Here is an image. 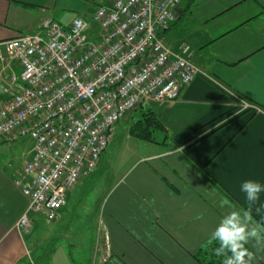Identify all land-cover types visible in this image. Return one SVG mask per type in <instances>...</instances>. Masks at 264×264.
Here are the masks:
<instances>
[{"label": "crops", "instance_id": "0c3cea01", "mask_svg": "<svg viewBox=\"0 0 264 264\" xmlns=\"http://www.w3.org/2000/svg\"><path fill=\"white\" fill-rule=\"evenodd\" d=\"M111 1L0 0V43L35 33L46 18L62 26L74 18L87 22L89 5L93 14ZM176 19L164 43L172 51L188 43L204 76L175 102L156 106L161 141L139 140L146 153L101 183L97 170L107 147L90 183L86 177L72 188L56 220L34 215L28 233L16 229L28 200L14 180L33 143L21 150L19 140L27 137L0 141L8 143L0 147V264H198L192 256L228 211L208 193L215 189L247 210L241 183L264 184V0H185ZM13 74L16 65L0 63V108ZM244 103L252 109L242 112ZM76 199L83 212L90 202L93 213L97 206L90 229L84 215L77 221L73 214ZM251 214L264 225V192ZM246 247L255 253L253 264H264L255 241Z\"/></svg>", "mask_w": 264, "mask_h": 264}, {"label": "built area", "instance_id": "2783aa9c", "mask_svg": "<svg viewBox=\"0 0 264 264\" xmlns=\"http://www.w3.org/2000/svg\"><path fill=\"white\" fill-rule=\"evenodd\" d=\"M185 0H113L96 8L98 25L74 18L62 26L44 19L33 34L0 43V63L14 64L0 108V141L27 137L30 160L14 180L28 200L16 224L58 218L68 193L97 168L117 125L139 105L175 102L196 77L193 50H170L162 35ZM11 90V91H10ZM252 108L241 105V111Z\"/></svg>", "mask_w": 264, "mask_h": 264}, {"label": "clouds", "instance_id": "9594fccd", "mask_svg": "<svg viewBox=\"0 0 264 264\" xmlns=\"http://www.w3.org/2000/svg\"><path fill=\"white\" fill-rule=\"evenodd\" d=\"M240 191L245 195L247 210L237 209L215 189L208 193L220 207L228 209L208 240L209 245L213 242L218 243L214 254L223 257L222 264H253L255 253L246 247L252 241H255L257 251H264V247H261L264 245V225L254 223L251 214L253 206L260 200V194L264 192V184L255 180H245L240 185Z\"/></svg>", "mask_w": 264, "mask_h": 264}, {"label": "rangeland", "instance_id": "374dc122", "mask_svg": "<svg viewBox=\"0 0 264 264\" xmlns=\"http://www.w3.org/2000/svg\"><path fill=\"white\" fill-rule=\"evenodd\" d=\"M91 1V0H90ZM96 3L98 1H95ZM93 5H89L88 11L86 13L88 17V25L90 26V31L87 33V35L90 38H93L96 33L98 32V25L92 20L93 14L92 9ZM157 104H146L143 103L139 105L134 111H132L128 116L123 119L119 125L116 127L115 133L112 135L108 150L106 154L101 158V164L97 170L98 175H100V182L104 181H112L115 176L120 175L123 173L124 170H126L132 163H134L140 156L144 155L146 153V149L141 146L145 145L142 144L139 140L134 139L130 136L129 130L130 127H132L137 120H139L148 110L154 112ZM171 136V135H170ZM152 137L156 141H161V139L164 137L163 132H158L157 130L153 132ZM21 145L19 146V149L23 150L26 147H29L32 145V141L28 138H21L20 140ZM23 142V143H22ZM32 142V143H31ZM8 143L0 144V147L5 146ZM17 150V149H16ZM92 176V175H91ZM90 176V177H91ZM92 178H87L84 183H90L88 182ZM87 187L84 188V192ZM82 191V190H80ZM72 201V200H71ZM77 199L71 202L73 208V214L78 217H82V215L85 216V225L87 224L88 229L91 228L92 220L94 218L97 219V206L95 205L94 213L91 209V202L89 204L90 211H82L77 206L76 203ZM83 213V214H82ZM34 216V215H33ZM32 216V217H33ZM36 219L41 218L39 215H35ZM88 219V220H87ZM42 221V218H41ZM41 227V226H40ZM38 232V225L36 224V227L32 232L35 233Z\"/></svg>", "mask_w": 264, "mask_h": 264}, {"label": "trees", "instance_id": "16d2710c", "mask_svg": "<svg viewBox=\"0 0 264 264\" xmlns=\"http://www.w3.org/2000/svg\"><path fill=\"white\" fill-rule=\"evenodd\" d=\"M156 130L164 131L165 129L154 112L148 110L132 127H130L129 134L134 139L151 143L154 142L152 134ZM164 143L163 141L162 145ZM172 148L171 146L170 149ZM216 247H218L217 242H213L209 245L207 241L192 257L198 264H222L223 257H217L214 254V249Z\"/></svg>", "mask_w": 264, "mask_h": 264}]
</instances>
